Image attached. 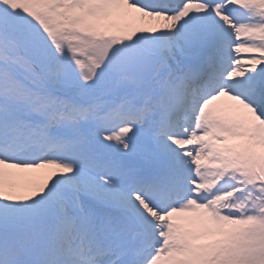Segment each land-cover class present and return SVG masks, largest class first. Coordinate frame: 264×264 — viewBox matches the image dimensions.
Returning a JSON list of instances; mask_svg holds the SVG:
<instances>
[{"label":"snow or ice","instance_id":"6c2138e0","mask_svg":"<svg viewBox=\"0 0 264 264\" xmlns=\"http://www.w3.org/2000/svg\"><path fill=\"white\" fill-rule=\"evenodd\" d=\"M0 264H264V0H0Z\"/></svg>","mask_w":264,"mask_h":264},{"label":"rangeland","instance_id":"374dc122","mask_svg":"<svg viewBox=\"0 0 264 264\" xmlns=\"http://www.w3.org/2000/svg\"><path fill=\"white\" fill-rule=\"evenodd\" d=\"M19 177L23 183H29L34 180H39L41 178L40 173H22L19 174Z\"/></svg>","mask_w":264,"mask_h":264}]
</instances>
